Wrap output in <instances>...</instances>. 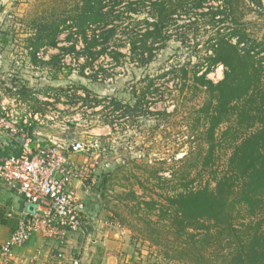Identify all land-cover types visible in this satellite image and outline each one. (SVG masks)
Here are the masks:
<instances>
[{
    "label": "rangeland",
    "instance_id": "obj_1",
    "mask_svg": "<svg viewBox=\"0 0 264 264\" xmlns=\"http://www.w3.org/2000/svg\"><path fill=\"white\" fill-rule=\"evenodd\" d=\"M83 4L84 0H0V12H5L0 17V53L14 56L18 61L10 68L13 76L5 81L20 87L29 79L27 76H33L34 81L27 83L32 84L30 88L42 90L54 86L66 91L70 108L66 117L69 124L74 125L66 133L62 127L59 130L85 146L72 160L82 170L84 184L90 191L91 211L108 223L109 228L122 234L126 232L127 242L136 249L137 259L131 264H187L176 259L184 240H176L174 231L159 218L166 209L167 196L184 191L182 184L188 182L183 179L186 171L192 168L190 174L194 178L197 175L194 165L201 155L207 153V136L200 122L208 95L196 86L193 76L200 66H207L205 42L216 27L211 34L206 32L199 38L197 58L191 57L194 48L183 47L173 39L152 62L145 64L131 49L130 43L137 34L145 32L147 24L144 20L151 17L146 13L131 14L132 17L123 15L119 23L123 24L126 33L111 39L106 52L91 57L83 53L82 35L70 36L71 17L82 11ZM221 4L213 3V11ZM234 4L231 10L235 14L222 26L234 28L238 23L251 39L264 42V0H239ZM208 9L199 12H211ZM59 22L65 31L58 35V46H46L45 57L48 59L32 64L27 56L28 41L52 32L54 23ZM111 23L122 25L115 21ZM92 26L90 30L95 31L97 26ZM181 26L183 22L171 26L167 32L181 34L188 31ZM97 30L100 32L99 28ZM127 33H133V36L129 37ZM72 42L77 45L75 51ZM8 43L10 48H7ZM115 51L124 54L125 58H117ZM90 58L92 65L85 69ZM118 59L120 66L117 65ZM182 67L187 68V76ZM200 71L199 74H203L204 71ZM224 72L225 68L219 66L208 78L218 83L224 78ZM152 86L155 87L153 91ZM106 97L115 100L119 107L131 109H123L127 115L116 118L119 121L115 127L109 119L114 120L107 115V103L101 110L85 106ZM149 103L154 111L147 110ZM227 126L221 125L217 132L219 139ZM222 144L215 152L216 166L198 178L192 188L197 189L212 181V172L219 176L226 170L233 150L230 142ZM155 172L165 180L173 181L159 182L154 177ZM147 202L155 203L156 209L152 210Z\"/></svg>",
    "mask_w": 264,
    "mask_h": 264
},
{
    "label": "trees",
    "instance_id": "obj_2",
    "mask_svg": "<svg viewBox=\"0 0 264 264\" xmlns=\"http://www.w3.org/2000/svg\"><path fill=\"white\" fill-rule=\"evenodd\" d=\"M236 1L239 0H84L82 11L71 17V38L82 35L86 45L83 53L92 57L106 52L111 39L126 33L119 23L123 15L149 14L151 18L144 20L145 32L130 43L145 64L152 62L173 39L183 47L194 48L191 57L197 58L199 38L206 32L211 34L216 27L205 42L206 71L199 75L203 68L200 66L193 76L196 86L208 95L201 110L203 120L199 119L207 136V153L194 165V178L192 168L186 171L184 191L167 196L166 209L159 218L174 231L176 240H184L176 259L187 264H264V42L251 39L237 22L234 28L222 26L235 14L231 8ZM215 2L222 4L213 11ZM204 9L211 12H199ZM111 21L122 25H112ZM180 22L188 31L167 32ZM92 25L97 26L95 31L90 30ZM64 31L60 22L54 23L52 32L30 39L32 59L37 60L36 53L41 48L57 47L58 35ZM72 49L75 51V46ZM115 55L125 58L117 51ZM89 65L91 62L85 69ZM117 65L120 66L119 59ZM218 65L225 68L224 78L214 83L208 75ZM181 70L188 75L187 68ZM223 124L228 126L219 139L217 132ZM222 142H230L233 150L226 170L219 176L212 172V181L192 188L198 178L216 166L215 152ZM14 145L21 146L17 136L1 148V160L21 155V149ZM154 177L163 183L173 181L165 180L159 172ZM147 205L152 210L157 207L153 202Z\"/></svg>",
    "mask_w": 264,
    "mask_h": 264
},
{
    "label": "built area",
    "instance_id": "obj_3",
    "mask_svg": "<svg viewBox=\"0 0 264 264\" xmlns=\"http://www.w3.org/2000/svg\"><path fill=\"white\" fill-rule=\"evenodd\" d=\"M73 30L76 32L77 29ZM80 41L84 42L82 37ZM236 41L235 39L234 42ZM72 46H75V42H72ZM85 46L84 43L83 47ZM46 50L47 47H44L36 53L37 60L48 59L45 57ZM91 61L93 60L90 58L86 63ZM136 64L140 66L139 63ZM219 66L213 67L211 73ZM93 69L98 71L96 68ZM202 71L206 69L203 68ZM43 79L46 80V77ZM157 87L159 91L160 85ZM150 89L153 91L155 87L152 86ZM7 91L13 95L8 96ZM39 98L42 101L54 100V98L42 96ZM105 100L93 103L92 106H85L93 110H101L107 103V115L114 120L109 119L115 127L119 121L116 118L127 115L122 112L123 109L126 107L129 111L131 109L128 106H120L122 107L120 108L115 100V102L111 101V98L106 97ZM149 104L150 107L147 110L154 111L151 103ZM33 107L31 102L24 100L18 94V89L13 84L5 85L4 88L0 87V135L9 134L16 137L22 132L24 126H31V120L44 124L45 117L35 113ZM67 129V127L62 128L64 133ZM39 135L43 136L40 133ZM69 139L51 137L48 138L47 143L41 141L42 145H38L35 150L30 148V141L25 144L21 155H11L4 160L0 159V180L22 195L31 207V212L27 214L21 226L2 245L1 264H9L14 258V250L24 246L39 233L46 238L64 240L68 234L79 231L85 225L87 206L74 184L76 181L83 180V173L77 162L68 155L70 147L75 142ZM59 257L62 258L63 255L60 254Z\"/></svg>",
    "mask_w": 264,
    "mask_h": 264
},
{
    "label": "crops",
    "instance_id": "obj_4",
    "mask_svg": "<svg viewBox=\"0 0 264 264\" xmlns=\"http://www.w3.org/2000/svg\"><path fill=\"white\" fill-rule=\"evenodd\" d=\"M4 13L1 11L0 17ZM7 48H10L9 43ZM27 56L31 59V63L35 65L37 60L32 59L29 54ZM15 60L14 56L0 53L1 88L13 84L7 80L6 82L5 79L10 77L12 72L10 68L13 63L18 62ZM27 77L29 79L20 87L19 85L14 86L24 100L33 104L35 113L45 117V122L40 124L31 120L30 127H23L22 132L17 136L21 146L14 145V148L21 149L22 152L25 144L30 141V148L35 150L38 145L47 143L48 138L56 136L68 139L69 136L63 135L59 129L60 127H67L71 130V126L74 125V123L73 125L69 124L70 122L66 117L70 112L65 98L67 96L66 91L54 86L42 90L30 88L32 84L27 83L30 80L34 81V77ZM26 85H28V88H26ZM7 94L8 96L13 95L9 91H7ZM40 96L54 98V100L42 101L39 98ZM69 129H67V132ZM39 133L43 135L41 136L43 138L40 137ZM13 139L14 136L9 134L0 135V150L11 143ZM75 142L83 144L81 141ZM82 150L76 152L70 150L68 155L72 159L73 156L77 155L76 153ZM74 184L87 206L83 228L68 234L64 240L46 238L39 233L33 236L24 246L14 250V258L9 264H131L133 260L137 259L135 257L136 249L127 242L126 232L122 234L120 231L109 228L108 223L103 222L97 213L91 211L93 200L89 189L84 184V180L76 181ZM30 212L31 207H29L25 198L0 180V249L17 231ZM60 254L63 255L62 258L59 257Z\"/></svg>",
    "mask_w": 264,
    "mask_h": 264
},
{
    "label": "water",
    "instance_id": "obj_5",
    "mask_svg": "<svg viewBox=\"0 0 264 264\" xmlns=\"http://www.w3.org/2000/svg\"><path fill=\"white\" fill-rule=\"evenodd\" d=\"M83 148H84L83 144L75 143V144H72V146L70 147V150L73 152H76V151L82 150Z\"/></svg>",
    "mask_w": 264,
    "mask_h": 264
}]
</instances>
